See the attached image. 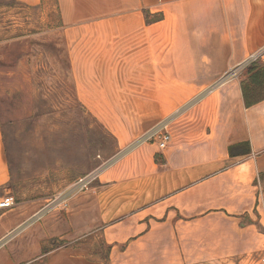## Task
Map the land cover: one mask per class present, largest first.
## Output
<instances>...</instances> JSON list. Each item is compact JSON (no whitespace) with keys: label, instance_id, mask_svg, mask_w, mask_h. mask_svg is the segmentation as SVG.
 <instances>
[{"label":"crops","instance_id":"1","mask_svg":"<svg viewBox=\"0 0 264 264\" xmlns=\"http://www.w3.org/2000/svg\"><path fill=\"white\" fill-rule=\"evenodd\" d=\"M1 1L55 3L76 96L118 149L201 97L166 148L137 144L67 205L0 211V264H264V99L245 104L248 68L223 80L264 64V0ZM10 179L0 114V200Z\"/></svg>","mask_w":264,"mask_h":264},{"label":"rangeland","instance_id":"2","mask_svg":"<svg viewBox=\"0 0 264 264\" xmlns=\"http://www.w3.org/2000/svg\"><path fill=\"white\" fill-rule=\"evenodd\" d=\"M59 27L55 3L30 9L0 2V114L11 170L2 194L14 198L11 208L46 199L64 204V194L87 188L137 145L118 149L78 100ZM190 107L192 100L177 112Z\"/></svg>","mask_w":264,"mask_h":264},{"label":"built area","instance_id":"3","mask_svg":"<svg viewBox=\"0 0 264 264\" xmlns=\"http://www.w3.org/2000/svg\"><path fill=\"white\" fill-rule=\"evenodd\" d=\"M260 58H261V54L259 53L252 54L243 64L229 70V72L225 75L223 80H226L228 78H239L246 68H248L254 62L260 61ZM194 103L195 102H192V105ZM181 112H177L174 115L163 119L158 124L147 130L143 134V136L137 141V144L139 145L143 142L155 141L158 143V146L161 149L166 148L172 140V136H173L172 127L174 126ZM63 198H64V204L67 205L66 203L68 199L67 195L65 194ZM13 205H14V198L11 196H5L0 200V208H11ZM261 261L262 263H264V257L262 258Z\"/></svg>","mask_w":264,"mask_h":264},{"label":"trees","instance_id":"4","mask_svg":"<svg viewBox=\"0 0 264 264\" xmlns=\"http://www.w3.org/2000/svg\"><path fill=\"white\" fill-rule=\"evenodd\" d=\"M148 15V19H150ZM242 91L247 106L264 99V64L260 61L252 63L242 80Z\"/></svg>","mask_w":264,"mask_h":264}]
</instances>
